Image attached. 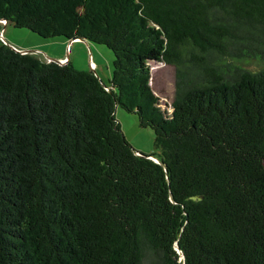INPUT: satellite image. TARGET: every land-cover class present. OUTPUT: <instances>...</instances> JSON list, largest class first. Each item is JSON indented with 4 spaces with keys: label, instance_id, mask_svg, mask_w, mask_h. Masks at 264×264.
<instances>
[{
    "label": "trees",
    "instance_id": "1",
    "mask_svg": "<svg viewBox=\"0 0 264 264\" xmlns=\"http://www.w3.org/2000/svg\"><path fill=\"white\" fill-rule=\"evenodd\" d=\"M0 18L114 52L108 84L0 39V264H264V0H0ZM151 61L175 66L169 107Z\"/></svg>",
    "mask_w": 264,
    "mask_h": 264
},
{
    "label": "rangeland",
    "instance_id": "2",
    "mask_svg": "<svg viewBox=\"0 0 264 264\" xmlns=\"http://www.w3.org/2000/svg\"><path fill=\"white\" fill-rule=\"evenodd\" d=\"M12 28L13 34L8 36L4 34L2 29L1 39H4L6 42L15 46L11 40L15 39V43H29L33 50L40 47L41 50H35L34 52L43 57H47V52H44V48L46 47L45 42L52 41V38L57 37H44L39 35L38 33L31 32V30L27 27H18L9 24ZM30 32V33H29ZM33 34V35H30ZM42 38V43H38L37 39ZM87 46L88 43L84 41ZM95 47L92 46L95 58L100 63L98 69L102 71V80L105 83L109 84V79L112 76L113 71V59L114 52L104 43H94ZM38 45V46H35ZM16 47V46H15ZM17 48V47H16ZM19 49V48H18ZM70 52V47L67 48ZM66 49V52H67ZM88 51H83L82 49L76 50V67L84 68L89 67L91 50L89 46L87 47ZM74 51V49H73ZM51 55V54H49ZM88 65V66H86ZM95 67V66H94ZM93 67V68H94ZM89 69V68H86ZM95 69V68H94ZM96 71V70H95ZM97 73V72H96ZM111 75V76H110ZM151 84L154 91L160 96V103L163 106L170 105L175 89V66L172 63H167L164 61H151ZM168 104V105H167ZM115 116L120 122L121 128L127 139L132 143V145L146 153L156 152L158 149L155 145V133L154 129L151 126H142L139 122V117L136 113L126 110L120 105H117L115 108Z\"/></svg>",
    "mask_w": 264,
    "mask_h": 264
},
{
    "label": "crops",
    "instance_id": "3",
    "mask_svg": "<svg viewBox=\"0 0 264 264\" xmlns=\"http://www.w3.org/2000/svg\"><path fill=\"white\" fill-rule=\"evenodd\" d=\"M10 23L11 22L6 21L5 18H0V36H1V32H2L3 28H4V30H3L4 34H6L8 36H11L13 34V31L11 30L12 28L9 25ZM31 32L33 33L34 31L31 30ZM30 35H33V34H30ZM54 37H57V38H52V41L45 42L46 47L44 48V50H45L44 52L48 53L47 57H46L47 59H56L59 62H65L68 59H70L74 63V65H76V61H75L76 57H77V55H76L77 51L76 50L82 49L83 51L85 50L87 52L88 51L87 47L89 46V49L91 50L92 54L90 56L89 67H85V69L86 68H91V69L95 68L94 70H96L97 74L101 78H103L101 75L102 71L100 69H98V66L100 63L95 58L94 51L92 48V46L95 47L94 43H97V42H94V41H91V40H88L85 38H80V37H75V38H66L64 36H54ZM0 39H1V37H0ZM42 40H43L42 38L37 39L38 43H42L41 42ZM84 41H86L88 43V46ZM11 42L17 47V49L19 48L20 50H23V49H29L31 51L41 50L40 47L33 50L31 47H29V46H31L29 43H22V44L15 43L16 42L15 39H12ZM35 46H38V45H35ZM68 47H70V52L67 49ZM66 49H67V52H66ZM73 49H74V51H73ZM49 54H51V55H49ZM86 66H88V65H86Z\"/></svg>",
    "mask_w": 264,
    "mask_h": 264
},
{
    "label": "water",
    "instance_id": "4",
    "mask_svg": "<svg viewBox=\"0 0 264 264\" xmlns=\"http://www.w3.org/2000/svg\"><path fill=\"white\" fill-rule=\"evenodd\" d=\"M13 46V45H12ZM22 51H30L29 49H23ZM56 60V59H55ZM58 61V60H57ZM152 157H155L154 155H151Z\"/></svg>",
    "mask_w": 264,
    "mask_h": 264
}]
</instances>
